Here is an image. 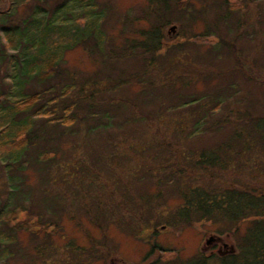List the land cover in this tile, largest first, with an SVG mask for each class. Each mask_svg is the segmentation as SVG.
<instances>
[{"label": "rangeland", "instance_id": "374dc122", "mask_svg": "<svg viewBox=\"0 0 264 264\" xmlns=\"http://www.w3.org/2000/svg\"><path fill=\"white\" fill-rule=\"evenodd\" d=\"M92 3L26 0L0 22V140H13L26 115L34 121L24 148L0 145V264H183L212 248L235 251L246 221L171 220L186 183L264 192V142L249 139L239 150L230 141L236 130L264 137V0ZM78 17L87 41L62 46L51 78L26 73L25 38L46 49L54 28L65 31ZM154 26L163 48L151 61ZM13 35L25 39L19 47L9 43ZM19 92L39 95L30 113L15 109ZM42 108L49 114L34 115ZM229 141L230 165H196L203 148ZM19 206L56 225L16 230L4 217Z\"/></svg>", "mask_w": 264, "mask_h": 264}, {"label": "trees", "instance_id": "16d2710c", "mask_svg": "<svg viewBox=\"0 0 264 264\" xmlns=\"http://www.w3.org/2000/svg\"><path fill=\"white\" fill-rule=\"evenodd\" d=\"M24 1L26 0H0V22L5 17V14H7V12H9L16 3ZM74 1H78V3H80V1L83 0ZM86 1V6L91 7L90 9H93L95 6V4L92 3L93 0ZM65 13H67V9H65ZM80 19L81 17H78V19L73 24L66 23L65 31L60 29V27H55L51 34L52 40L50 41L49 47H47L46 49H42L39 46L38 49L34 48L33 50V41H29L28 38H25L27 40H25L24 38L22 40H18L17 37L13 35V37H11V40L9 41L11 47H19L25 40V42H23L25 46L23 61H25L27 66L29 65V71L27 69L26 73L29 72V74H31L33 71V74L31 76L39 74L41 76L39 77L40 81H45L51 78L56 73L55 69L58 65V61L61 60L64 55V51L61 49L62 46L63 48L65 46L66 52L70 49H73L77 45H81L82 42L87 41L89 37L88 34H81L80 28L76 26L80 24ZM90 20L92 19L90 18ZM92 23H95L94 20ZM20 31L23 32L24 30L20 29ZM89 31V33L93 32V30ZM13 32H16V30H14ZM147 33V36H149V38L151 37V43H146L147 49H145V51L154 53L151 61H155L156 55H158V52L163 48L162 35L159 31V27L156 26H154L153 29H149ZM57 36L63 38L66 37V39L69 38V40L66 43L64 39L63 41L55 40V37ZM104 39L105 37L103 34L100 37H96V44L99 47H102ZM0 55L1 57L3 56L2 53H0ZM126 55H128V53L124 54V56ZM129 55H132V53ZM145 71L146 69L136 72L137 74H133L132 78H136L138 75L145 76ZM140 79L141 78H137L136 80L139 81ZM18 96L21 99H19V102L17 100L15 101V109L19 112L25 113H30V110L39 99V95L37 94L27 95L23 92H19ZM195 100L198 101L199 98H196ZM116 104H122V102L119 101ZM111 105L112 104L109 105V108L104 106L105 108L103 109L112 111ZM202 106L204 107V102L201 105V108ZM118 108H120V105L118 106ZM42 109V111L36 110L34 112V115L39 116L44 113L49 114V112L44 110V108ZM167 109L168 108L165 107L164 110L166 111ZM249 114H247V116H249ZM105 118H108L107 112L105 113ZM142 118H145V116ZM71 119L74 120L73 118ZM200 120L201 119H198L195 122V133L200 130ZM253 120L254 119L251 118V121L248 123H252ZM103 121L108 122V126L111 125L109 121ZM33 124L34 121L32 115L30 114L26 115L23 120H20L16 124H14V129L11 130V132H14L15 138L13 140H9L6 139V137H3L0 140V145H2L4 151L16 153L19 149L24 148L25 142L27 141L26 138L29 137L27 135V132L30 130ZM252 129L254 132L253 126ZM243 135V131L239 132L238 130H236L234 136L230 138V141H232V139H235V141H237L238 145L236 146V149H244L246 147L245 143L249 139L251 141L259 140L260 142H264V137L261 134L256 136L255 133H250L249 138L246 135ZM230 141L229 143H226L224 145H219L217 148H211V150L206 147V149L203 148L204 151L200 154V160L196 162V165H201V167L205 170L209 166H211V162H213L212 165L214 166H222V164L230 165L233 160H235L234 157H236L232 153L235 147L231 144ZM250 148L252 147L250 146ZM48 152L44 155V157H46L45 159L51 158ZM239 155L237 156V161L240 163L241 159H239ZM181 187L183 188L182 191L180 190V192L182 193L180 194L182 201L180 207H178V209L174 211L173 220H171L172 222L181 224L183 222L189 223L192 221L212 220L216 224L223 223L225 221L237 224L243 221L249 223L244 232L241 233L238 246L235 251H230L223 256L216 254L205 256L204 254H202L201 257L197 256V262L194 263V261L189 260L183 264H208L206 260L214 257L220 258V264H264V192L252 190V188L249 187L244 188L239 186H229L225 188L226 190L220 193L216 192L215 189L193 186L187 183L185 185H181ZM24 207L25 206H19V208H17L16 210L11 211L10 215L4 217L5 220L8 219V221L12 222V225L16 230H26L29 232L35 231L39 234L51 229V227L56 225V223L52 221H44L41 214L37 215L35 211ZM23 213L25 216L22 215ZM55 229L57 228L55 227ZM153 233H155V231Z\"/></svg>", "mask_w": 264, "mask_h": 264}, {"label": "flooded vegetation", "instance_id": "af4514ba", "mask_svg": "<svg viewBox=\"0 0 264 264\" xmlns=\"http://www.w3.org/2000/svg\"><path fill=\"white\" fill-rule=\"evenodd\" d=\"M213 239H214V240H215V239H219V240H220L221 238H220V237H215V238L213 237ZM213 239H212V241H214ZM218 243H219V242H218ZM224 245H225V244H224ZM227 253H228V252H227ZM227 253L224 252L222 249H221V250L218 249V251H216V248H212V249H211V253H210V255H211V254H212V255H213V254H216V255H221V256H223V255H225V254H227Z\"/></svg>", "mask_w": 264, "mask_h": 264}, {"label": "water", "instance_id": "95a60500", "mask_svg": "<svg viewBox=\"0 0 264 264\" xmlns=\"http://www.w3.org/2000/svg\"><path fill=\"white\" fill-rule=\"evenodd\" d=\"M212 239H213V237H210V238L208 239V241H207V242H208V243H209V242H211V241H212Z\"/></svg>", "mask_w": 264, "mask_h": 264}]
</instances>
